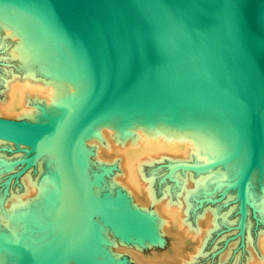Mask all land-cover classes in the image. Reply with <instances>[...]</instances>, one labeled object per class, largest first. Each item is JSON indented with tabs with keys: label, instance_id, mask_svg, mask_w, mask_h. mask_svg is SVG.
<instances>
[{
	"label": "water",
	"instance_id": "obj_1",
	"mask_svg": "<svg viewBox=\"0 0 264 264\" xmlns=\"http://www.w3.org/2000/svg\"><path fill=\"white\" fill-rule=\"evenodd\" d=\"M0 22L97 83L60 126L0 115L1 139L32 144L26 161L42 154L38 145L55 150L75 206L67 230L24 251L22 264L82 254L72 240L77 133L108 99L128 126L194 130L223 150L250 131L264 137V0H0Z\"/></svg>",
	"mask_w": 264,
	"mask_h": 264
},
{
	"label": "bare ground",
	"instance_id": "obj_2",
	"mask_svg": "<svg viewBox=\"0 0 264 264\" xmlns=\"http://www.w3.org/2000/svg\"><path fill=\"white\" fill-rule=\"evenodd\" d=\"M3 35L7 36L9 43L12 42L6 54L14 60L23 76L3 83L6 98L0 100V114L42 120L53 126L65 123L68 116L93 94L97 86L95 80L0 22V37ZM79 90L81 93L77 96ZM105 121L112 122V125L103 134L96 126ZM250 137L254 139L256 147L252 160L248 157ZM3 140L5 139L0 138V141ZM19 144L21 143H18V146ZM232 145L234 147L231 156H235V161L228 163L231 156L226 153ZM37 147L42 151L38 159L44 154L49 157L48 167L41 165L42 161L35 163V175L31 174L32 171H27L21 178L22 182L20 180L22 186L25 185L21 192L8 191L4 195L5 192L1 193L4 189L0 192V264H22L24 251L35 252L49 238L64 233L72 222L75 206L63 184L58 161L54 159L55 150L45 145ZM87 147L92 148V155L87 151ZM99 148L113 152L119 159L115 164L118 167L122 165L123 182L113 180L111 174H91V170H99L100 167V164H93V155H100ZM77 155L80 193L76 210V232L72 240L80 247L83 256L73 250H64L45 264H123L109 245L131 240L137 247L143 243L160 241L159 232L163 222L172 223L178 232L197 240L195 255L191 254L189 260H194L197 253H202L211 234L210 227L215 228L220 217H227V212L220 213L211 209L210 216L206 217L208 227L203 230L198 226L193 228L186 219L190 204L188 196L190 190H196L193 194L195 196L199 194L198 188L204 190V185L208 186V175L196 173L197 176L193 178L196 174H185L184 171L183 181L179 179L181 183L178 182L177 185L181 191L179 190L175 200L167 197V186L157 194L153 178H148L144 173V165L164 155L180 157V160L191 158L192 161L201 156L207 160H212L216 155L220 156V159L228 158L221 161L225 163V167L218 169H238L236 187L227 195L232 194L233 198H236L234 204L240 208V228L245 240V250H249L254 242L258 250V257L253 259L249 253L247 259L240 264H264V230L257 231L254 236L256 241L251 243V221L246 217V199L251 201L256 198L254 200L259 201V207H256L260 208V221L264 220V137L261 134L256 132L253 137L250 131L223 150L210 137L194 130H179L175 126L166 127L159 124L156 127H145L141 124L128 126L108 99L80 126L77 133ZM44 156L43 158H47ZM2 163L6 169L7 162L2 160ZM107 167L109 169V166ZM108 169L106 171H109ZM46 171H49L50 177L44 178L41 175ZM189 178L192 179V189L187 190L185 185ZM132 190L140 192L144 199L154 203L156 208L151 212L137 208L132 204ZM30 192L35 193V197L28 200ZM232 208H229L228 212ZM43 212H46V215ZM203 215L204 213L201 214ZM46 217L51 218L42 222ZM44 234L52 237L46 236L38 240ZM181 261L182 264H188L185 259Z\"/></svg>",
	"mask_w": 264,
	"mask_h": 264
},
{
	"label": "rangeland",
	"instance_id": "obj_3",
	"mask_svg": "<svg viewBox=\"0 0 264 264\" xmlns=\"http://www.w3.org/2000/svg\"><path fill=\"white\" fill-rule=\"evenodd\" d=\"M4 37V38H3ZM12 45V42L9 43V40L7 36H1L0 37V100H4L5 92H4V82L11 81L13 78H19L23 76L18 69L17 64H15L14 60H12L6 53L8 52L10 46ZM87 87V86H86ZM3 89V90H2ZM81 93V90H79L77 96ZM3 116H10V117H16V115L13 116V114H0ZM16 118H23L22 116H17ZM112 123V122H111ZM110 122L107 123L102 122L99 126H96L97 129L101 130L102 133H106L110 125H112ZM104 124V125H103ZM107 128H104L106 127ZM102 127V128H101ZM109 127V128H108ZM112 127V126H111ZM104 129V130H103ZM106 131V132H104ZM244 143V139L242 141ZM20 146H16L11 141H0V192L4 189L6 191H2L1 193L6 194L8 191H13L14 193L21 192L24 187L22 186V179L23 176L26 175V173L32 171V175H35V165L40 161L41 165L44 167H48L49 165V157L47 158H36L33 159L34 161H26V158L29 157L32 153L30 146L24 145L23 143L19 144ZM26 146V147H24ZM93 147L92 145H89ZM90 147V148H91ZM233 147L227 150L226 154H229L230 156L233 153ZM88 148V147H87ZM88 148L87 151L90 153L91 149ZM98 155L93 157L97 160H95L93 157V164L97 163L100 164L99 168L97 165V168L99 170H91V174L94 172H98L105 175H113L112 179L118 182H121L122 179V165L120 164L119 167L117 164L118 158L115 157L113 152H106L103 151L101 148H99ZM92 155V153H90ZM225 154V155H226ZM202 157V158H201ZM198 160L192 161L191 158L180 160V157H171L168 155L161 156V158H156L152 161V163H145L144 167V173L149 178H153L155 192L157 194H160V190L165 189L164 187H168L167 189V197L172 198L175 200V196L178 194L180 187L179 185L181 182L179 181L184 178L183 174L185 173H191L192 174H206L209 176L206 177L207 181L204 190L203 188L199 189V194L193 195L196 193V190L191 191L189 197V212L186 219L189 223L193 225V228L195 226H198L202 230L208 227V224L206 223V217L210 216L211 209H216V211L223 213L227 212V217L224 219L219 218V223L216 224L215 228L210 227L211 234L208 236L207 243L204 246V250L202 253H197L194 260H189L191 254L195 255V247L197 243V240L194 238H190L191 236L184 235L181 232H178V229L170 222L162 223L163 226H161L159 235L161 237L160 241L156 242H150V243H143L140 246L133 245L131 240H127L126 242H115L110 244L111 251L115 252L118 257L117 259L123 264H182L181 260H186L188 264H233L234 260L235 264H240V262L246 260L249 255V253L253 256V259L258 257V250L256 245V241L254 236L256 235L257 231L264 230V220L260 221L259 218V201L252 199L250 201L251 204L246 203L247 210H246V217L248 216L251 224L249 225V232L252 234H249L251 237V243L254 242L252 246H250L249 250H245V240L242 238L241 230L238 227V224L240 226V212H239V205L234 204L236 202V198H233V195H227L230 191L234 190L236 187L237 182V175H238V169L229 168L227 171L224 169L220 170L219 167H225V163H222L218 160L220 159V156L216 155V157L211 158L212 160H207L205 157L201 156ZM235 156H231L228 163H231L235 161ZM38 159V160H37ZM45 159V160H44ZM202 159V160H201ZM205 159V160H204ZM233 159V160H232ZM2 160L6 161L8 164V167L5 168V165L2 163ZM101 161V162H100ZM176 161V162H175ZM182 162V163H181ZM36 163V164H35ZM102 163L108 164L104 165ZM116 163V164H115ZM177 163V164H176ZM2 164V165H1ZM102 164V165H101ZM102 166V167H101ZM109 166V169L108 167ZM121 166V167H120ZM31 168V169H30ZM101 169V170H100ZM105 169V170H104ZM108 169L109 171H106ZM30 170V171H29ZM212 170V171H211ZM28 171V172H27ZM112 173H111V172ZM185 171V172H184ZM178 172V174L176 173ZM184 172V173H183ZM181 173V174H180ZM25 174V175H24ZM49 171L43 172L42 177L47 178L50 177ZM177 177H175V175ZM194 175L193 178L195 176ZM222 175V176H221ZM181 176V178H180ZM183 176V177H182ZM95 177V175H94ZM179 177V178H178ZM177 178V179H176ZM94 179V178H93ZM93 179H91L93 181ZM234 180L233 186L230 185V183ZM21 180V182H20ZM190 180V181H189ZM183 181V180H182ZM123 182V181H122ZM175 182V183H174ZM179 182V184H178ZM187 185H185V188L192 189V179L189 178L188 182H186ZM190 185V186H189ZM209 187V188H208ZM22 189V190H21ZM202 190V191H201ZM261 191V190H260ZM133 192V193H132ZM23 193V192H22ZM135 193V195H134ZM138 193V194H137ZM262 193V191H261ZM131 200L132 204L135 205L137 208L144 209L147 212L153 211L156 207L153 204L147 202L144 197L141 195L140 192L131 191ZM194 196H192V195ZM169 195V196H168ZM28 200L35 197V193L30 192L28 193ZM161 198L160 196H158ZM163 199V198H161ZM26 200V199H25ZM257 203V204H256ZM234 205H236L234 207ZM258 206V207H256ZM233 207L231 210L228 209ZM237 207V208H236ZM44 211V210H43ZM248 211V212H247ZM258 212V213H257ZM46 215V212H43ZM204 213L203 216L201 214ZM245 217V218H246ZM49 218H44L41 220L44 222V220H48ZM247 219V218H246ZM245 219V221H246ZM248 219V220H249ZM47 234H44L41 238L38 240H41L42 238H45ZM130 241V242H129ZM128 242V243H127ZM146 244V245H145ZM252 247H254L252 249ZM255 251V252H254ZM204 252V253H203ZM256 253V254H255ZM116 259V260H117ZM12 261V260H11Z\"/></svg>",
	"mask_w": 264,
	"mask_h": 264
}]
</instances>
